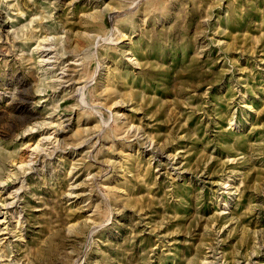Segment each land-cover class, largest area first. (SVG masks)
Returning <instances> with one entry per match:
<instances>
[{
	"label": "rangeland",
	"instance_id": "374dc122",
	"mask_svg": "<svg viewBox=\"0 0 264 264\" xmlns=\"http://www.w3.org/2000/svg\"><path fill=\"white\" fill-rule=\"evenodd\" d=\"M0 187V264H264V0H0Z\"/></svg>",
	"mask_w": 264,
	"mask_h": 264
},
{
	"label": "bare ground",
	"instance_id": "6f19581e",
	"mask_svg": "<svg viewBox=\"0 0 264 264\" xmlns=\"http://www.w3.org/2000/svg\"><path fill=\"white\" fill-rule=\"evenodd\" d=\"M41 40V39H40ZM45 50H43L42 51V53L44 52ZM41 56H46V55H42L41 54ZM47 58V57H46ZM48 59V58H47ZM48 123V122H47ZM50 123V122H49ZM44 124V123H43ZM35 125V124H34ZM42 126V125H41ZM31 129V128H30ZM38 129V128H37ZM58 129H59V127H58ZM57 132H58V130H55L54 129V132H52V134H54V136L53 137H55L56 135H57ZM48 133V132H47ZM51 135V134H50ZM50 135H48L47 136V134H46V136H44L43 137V135H42V138L40 139V141L43 143V141H45V142H47V141H50V138H52V137H50ZM52 140V139H51ZM40 142V143H41ZM35 150V147L33 146V149L31 148V151H34ZM30 153V152H29ZM226 185V184H225ZM1 188L2 187H0V190H1ZM16 191V190H15ZM6 196L7 197H9V198H11V197H16V195H15V192H12V191H10L9 192V194L7 193L6 194ZM3 199H4V197H3ZM14 199V198H13ZM12 200V199H11ZM6 201V200H5ZM13 201V200H12ZM12 201H9L10 202V204H13L14 203V201H13V203H12ZM5 203H7V202H5ZM5 203H3L4 205H5ZM2 204V203H1ZM1 204H0V206H1ZM7 205H9L8 203H7ZM19 216V215H18ZM1 228V227H0ZM5 229H7V225L4 227H2L1 229H0V234H4V233H6V231H4ZM8 230V229H7ZM8 233V232H7ZM4 238V237H3Z\"/></svg>",
	"mask_w": 264,
	"mask_h": 264
}]
</instances>
